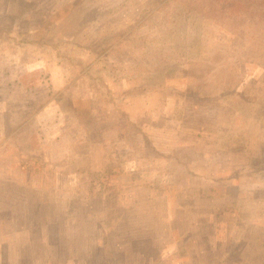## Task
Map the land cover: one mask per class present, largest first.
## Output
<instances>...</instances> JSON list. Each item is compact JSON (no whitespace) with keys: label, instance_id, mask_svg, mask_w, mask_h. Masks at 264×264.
Segmentation results:
<instances>
[{"label":"rangeland","instance_id":"obj_1","mask_svg":"<svg viewBox=\"0 0 264 264\" xmlns=\"http://www.w3.org/2000/svg\"><path fill=\"white\" fill-rule=\"evenodd\" d=\"M0 264H264V0H0Z\"/></svg>","mask_w":264,"mask_h":264}]
</instances>
